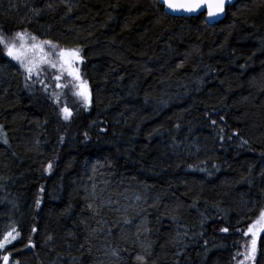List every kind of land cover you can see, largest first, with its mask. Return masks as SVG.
Wrapping results in <instances>:
<instances>
[{
  "label": "trees",
  "instance_id": "16d2710c",
  "mask_svg": "<svg viewBox=\"0 0 264 264\" xmlns=\"http://www.w3.org/2000/svg\"><path fill=\"white\" fill-rule=\"evenodd\" d=\"M17 33L57 45V67L29 79L0 44V238L19 232L0 256L264 264V234L243 255L264 209V0L212 25L159 0H0V36ZM60 48L80 49L87 107L54 94Z\"/></svg>",
  "mask_w": 264,
  "mask_h": 264
},
{
  "label": "snow or ice",
  "instance_id": "6c2138e0",
  "mask_svg": "<svg viewBox=\"0 0 264 264\" xmlns=\"http://www.w3.org/2000/svg\"><path fill=\"white\" fill-rule=\"evenodd\" d=\"M163 3L173 12L183 11L186 13H194L200 10L203 6H206L208 17L213 18L225 12L226 0H163ZM16 35L22 42L19 49L16 44L7 42L2 36H0V44L4 45L6 55L8 57H11L21 63L26 72L29 74L28 78L31 79V74L35 70L36 65L35 63L31 65L25 63L24 57L26 56V52L28 50L33 52L36 50L43 51L44 45H49L55 50L57 45L53 44L51 41H43L38 44L35 43L36 37H31L33 43L29 46L26 43H23L25 41L24 33H17ZM56 55L59 58L60 70L63 71L64 69H67L68 74L74 78L76 81L75 87L78 89L76 95L82 98L84 106L87 107L91 103V94L88 88V82L81 78L79 70L74 67L77 62L82 61L80 49L60 48L56 52ZM47 62L50 63L52 68L57 67V63L51 61ZM55 79L59 80L60 77L57 76ZM62 112L64 113L65 119H68L72 115L71 110L68 107H64ZM213 123H215V121H213ZM6 142L7 141H5V143ZM49 168H51V164H49ZM37 204H39V201H37ZM223 231L227 232L228 229L225 228ZM262 234H264V209L260 210L256 220L250 223L247 231L243 233L244 236H251L247 251L243 254L245 260H255L258 241L260 240ZM18 236L19 232H16L15 229L5 233L3 237L0 238V250L6 249V247L16 240ZM10 256L11 253L0 256V260L3 261V264H9ZM138 259H143V257H138ZM15 264H19V262L17 261ZM241 264H244V262L241 261Z\"/></svg>",
  "mask_w": 264,
  "mask_h": 264
},
{
  "label": "rangeland",
  "instance_id": "374dc122",
  "mask_svg": "<svg viewBox=\"0 0 264 264\" xmlns=\"http://www.w3.org/2000/svg\"><path fill=\"white\" fill-rule=\"evenodd\" d=\"M21 43H20V45H21ZM23 43H26L29 46L32 44V43L26 42V41H24ZM47 53L48 52L45 50H43V51L36 50L35 52L28 50L26 52V56L24 57L25 63L29 64V65L35 63V65H36L35 70L31 74V79H35V76H36L38 71H43V69H44L43 67L45 64H50L47 62V61H51V60H49ZM76 66L77 65L75 64V67ZM52 69H56V68H52ZM24 71H26L25 68H24ZM62 72L64 73L63 81L58 80L57 81L58 83H56V85L53 86V87L57 88V90L54 94H64L60 89L62 87L65 88V86H67L70 90H72L71 94H76V92L78 91V89L75 87L76 81L74 80V78L72 76H70L68 74L67 69H64ZM27 75H29V74L27 73ZM77 97L80 98L78 95H77ZM57 100H59V97H57Z\"/></svg>",
  "mask_w": 264,
  "mask_h": 264
},
{
  "label": "water",
  "instance_id": "95a60500",
  "mask_svg": "<svg viewBox=\"0 0 264 264\" xmlns=\"http://www.w3.org/2000/svg\"><path fill=\"white\" fill-rule=\"evenodd\" d=\"M160 3L164 6L165 8V11L173 16H198L199 14L201 13H205L206 14V17H207V21L209 24H214L216 22H219L221 20H223L226 16V11H227V8L228 6H231L233 4H235L238 0H226V5H225V12L220 14L219 16H216V17H213V18H209L208 15H207V7L206 6H203L200 10L194 12V13H186V12H183V11H180V12H173L172 10L168 9L164 3H163V0H159Z\"/></svg>",
  "mask_w": 264,
  "mask_h": 264
}]
</instances>
